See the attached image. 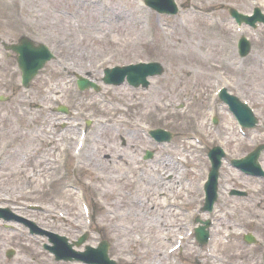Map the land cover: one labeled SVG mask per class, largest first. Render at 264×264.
Here are the masks:
<instances>
[{
    "label": "rangeland",
    "instance_id": "1",
    "mask_svg": "<svg viewBox=\"0 0 264 264\" xmlns=\"http://www.w3.org/2000/svg\"><path fill=\"white\" fill-rule=\"evenodd\" d=\"M190 2L198 12L192 7L172 17L156 14L140 0H0V39L11 42L26 34L46 43L56 55L29 89H22L15 59L6 58L0 46V93L8 96L0 101V205L69 238L89 229L88 244L106 239L109 255L120 264H262L264 178L244 176L224 161L212 212H200L199 205L209 168L206 153L212 145L223 146L231 158L264 141V27L243 29L253 48L240 59L234 45L238 33L226 10L234 5L248 12L255 4L264 9V0ZM138 60H158L165 67L146 89L101 83L102 89L95 93L78 92L74 86V72L90 71L99 81L102 67ZM224 83L253 106L259 118L255 129L241 133L214 96ZM58 103L69 106L71 113L50 111ZM212 112L219 116L217 125L210 124ZM84 119L91 120L86 128ZM153 126L170 129L174 139L164 145L151 143L145 131ZM82 129L84 138L77 148ZM121 138L126 140L124 147ZM47 143L52 145L46 147ZM145 149L153 151L150 159L143 158ZM181 150L195 161L166 166L164 162ZM181 169L186 170L192 192L184 191L182 197L187 194L189 201L178 205L177 215L155 204L157 194L171 189L147 178L174 183L180 180ZM120 173L123 180L139 177L126 188L119 187L115 178L105 179V187L119 194L103 195L96 174ZM167 174L173 175L170 181H165ZM142 184L149 185L151 195L141 192ZM229 187L245 189L248 195L229 196ZM139 198L143 205L135 203ZM82 202L89 206L88 215ZM28 203L41 208L30 209ZM104 206L108 213H103ZM124 212V219L116 220V214ZM159 213L166 226L143 228L153 232L148 259L136 242L138 232L128 227L139 221L153 223ZM197 215L213 221L211 241L236 247L217 246L220 254L210 257L206 247L187 235L180 249L168 252L176 243L175 233L194 226ZM2 222L0 264H83L54 261L42 249L44 237ZM246 231H252L261 244L244 243L240 236ZM10 246L16 252L7 258L4 250Z\"/></svg>",
    "mask_w": 264,
    "mask_h": 264
},
{
    "label": "bare ground",
    "instance_id": "2",
    "mask_svg": "<svg viewBox=\"0 0 264 264\" xmlns=\"http://www.w3.org/2000/svg\"><path fill=\"white\" fill-rule=\"evenodd\" d=\"M176 153H178L179 155H181L182 154V152H176ZM178 155V156H179ZM175 158H176V156L175 155H171V158H170V160H168V162H167V160L164 162L165 164H166V166H169L170 164L171 165H174L173 164V162L175 161ZM187 158H188V156H184V159L183 158H181V160L182 161H186L187 160ZM192 160H194L195 161V158L194 157H192L191 158ZM192 160H189V161H192ZM129 162H132V160H130ZM163 164V163H162ZM86 166H88V165H86ZM122 173H120V174H116V175H112V174H96V176H95V178L101 183L100 185H98L99 187V189L101 190V192H102V194L103 195H107V194H109V193H111L112 194V196L110 195V197H113V194L116 196V195H118L119 194V192L116 190L114 193H112V190L113 189H115V188H110V189H108V188H106L105 187V179H114L115 178V180H117V182H118V184H119V187H121V188H126L127 186H129V184L131 185L132 183H135L136 182V180L138 179V177L139 176H136L135 177V179L134 180H131V179H125V180H123L122 179V176H119V175H121ZM147 178V177H146ZM153 179H151V178H147V180L149 181V180H151L152 182H154V183H162L164 186H166L167 188H169V189H175L174 191H173V194H171L169 197H165V198H162L161 197V199H155V204L156 205H160L161 206V204H164V203H170V204H176L177 203V205L178 204H184V203H187L188 201H189V199H188V196L186 195L185 196V198H181L182 199V201L180 202L179 200H178V198H179V196H181V193L183 192V191H185V190H187L188 192H192L191 191V189H190V184H191V181L190 182H187L186 181V183L184 182V177H183V182H182V184L181 185H177V187H176V185H174L172 182H169V183H167V182H161V180L159 179V178H155V176L154 177H152ZM101 180H103V182H101ZM130 180H131V182H130ZM193 180H196V177L194 176L193 177ZM149 187V185H145V184H142V188H141V192L142 193H144V194H146L147 193V195H151L152 193H151V190H150V188H148ZM96 188V186H94V189ZM103 197V196H102ZM178 197V198H177ZM156 198V197H155ZM137 199V198H136ZM140 203L141 202V205H143V201L139 198L137 201H135V203L137 204V203ZM146 204V203H145ZM144 204V205H145ZM122 205V204H121ZM142 210V209H141ZM169 210V209H168ZM143 211V210H142ZM108 213L109 212V209H108V207H104V210H103V213ZM156 212V211H155ZM172 213H175V214H178L179 212H178V210H176V209H172ZM124 215H126V212H124V214H116V220H121V219H124ZM142 215L143 216H145V214H144V211H143V213H142ZM107 216H110L109 214L107 215ZM155 216V218L154 219H152V221H153V223H143V222H141V221H139V222H135V223H133V224H131V225H129V227H128V231H131V230H136L137 232H138V235H139V237L138 238H135L136 239V242L139 244V246H143L144 247V249L143 250H141V251H145V252H142V254H143V257H145V258H148L149 259V256H146V255H148L149 254V244H150V242H151V236H150V234L151 233H153L151 230L149 231V229H147V231L146 230H144L143 228L144 227H148V226H150L151 228L152 227H154V226H159V225H165L166 226V223H164L165 222V220L162 218L163 217V214H158L157 216L156 215H154ZM162 220L164 221V222H162ZM159 224V225H158ZM167 224H169V223H167ZM118 225L121 227V228H123V229H125L126 228V225H123V223H119L118 222ZM107 226V225H106ZM171 226V225H170ZM108 227V229H109V226H107ZM185 228V227H184ZM189 228V227H188ZM186 229H187V227H186ZM216 242H212V250H211V255L212 256H217V254H220V253H216V251H217V246H218V249H219V247L221 246L222 248H224V249H226V250H230V249H232V248H234V247H236L234 244H231V245H227V244H222L221 245V243L219 242V243H216ZM215 246H216V248H215Z\"/></svg>",
    "mask_w": 264,
    "mask_h": 264
}]
</instances>
